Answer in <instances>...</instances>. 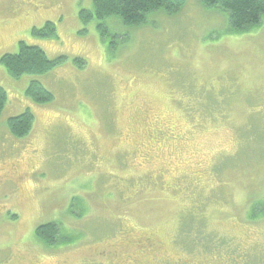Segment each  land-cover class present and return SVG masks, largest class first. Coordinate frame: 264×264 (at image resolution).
<instances>
[{
    "label": "rangeland",
    "instance_id": "1",
    "mask_svg": "<svg viewBox=\"0 0 264 264\" xmlns=\"http://www.w3.org/2000/svg\"><path fill=\"white\" fill-rule=\"evenodd\" d=\"M93 8L0 0V56L23 41L65 57L17 78L0 62V264H264V215L251 218L264 208V14L231 31L200 0L137 24L84 22ZM47 21L55 35L32 32ZM32 79L49 101L27 95ZM25 109L17 137L7 119ZM46 222L51 247L34 231Z\"/></svg>",
    "mask_w": 264,
    "mask_h": 264
},
{
    "label": "trees",
    "instance_id": "2",
    "mask_svg": "<svg viewBox=\"0 0 264 264\" xmlns=\"http://www.w3.org/2000/svg\"><path fill=\"white\" fill-rule=\"evenodd\" d=\"M200 2L205 7L218 6L226 9L231 31L248 30L258 24L264 14V0H200ZM183 3L184 0H93L94 11L91 13L84 9L81 11V17L84 22H88L93 16L100 19L105 16L117 15L125 24H137L143 22L146 14L154 9L163 8L166 12H172ZM32 32L40 37H49L55 35V26L54 23L47 21L44 26L33 28ZM64 59V56L48 58L42 49L27 45L23 41L19 42L17 52L4 53L0 56V62L10 75L16 78L26 73L43 74L61 64ZM26 93L38 103L47 102L52 98V94L37 79L30 80ZM6 100V91L0 86V114ZM33 120L32 112L25 109L20 114L7 119L9 131L17 137H23L31 130ZM263 211L264 208L255 212L256 214L251 215V218L264 215ZM58 233L57 227L52 222L40 225L35 229L36 236L47 246L55 243ZM189 247L193 248V246ZM202 248L209 249L205 245Z\"/></svg>",
    "mask_w": 264,
    "mask_h": 264
},
{
    "label": "flooded vegetation",
    "instance_id": "3",
    "mask_svg": "<svg viewBox=\"0 0 264 264\" xmlns=\"http://www.w3.org/2000/svg\"><path fill=\"white\" fill-rule=\"evenodd\" d=\"M53 23V22H52ZM8 178H11L10 176H7ZM11 181H13V180H11ZM14 182V181H13ZM14 184H15V186H16V190H18V184L16 183V182H14ZM46 223H48V222H46ZM43 224H45V223H42V224H39L38 226H40V225H43ZM37 226V227H38ZM36 227V228H37ZM35 228V229H36ZM35 231V230H34ZM36 235V234H35ZM37 237V236H36ZM38 238V237H37ZM39 239V238H38ZM40 240V239H39ZM41 241V240H40ZM42 242V241H41ZM43 243V242H42ZM45 246H47L45 243H43ZM52 246V245H51ZM51 246H49V247H51ZM129 255L128 254H126V255H124L122 258L120 257V262H122V263H124V262H129L130 260H128V257ZM45 260H47V259H44V260H38V259H35V258H33V262L34 263H36V264H38V263H41V262H44Z\"/></svg>",
    "mask_w": 264,
    "mask_h": 264
}]
</instances>
